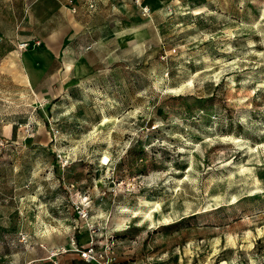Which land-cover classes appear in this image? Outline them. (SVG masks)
Masks as SVG:
<instances>
[{
	"label": "rangeland",
	"instance_id": "rangeland-1",
	"mask_svg": "<svg viewBox=\"0 0 264 264\" xmlns=\"http://www.w3.org/2000/svg\"><path fill=\"white\" fill-rule=\"evenodd\" d=\"M0 264H264V0H0Z\"/></svg>",
	"mask_w": 264,
	"mask_h": 264
},
{
	"label": "crops",
	"instance_id": "crops-1",
	"mask_svg": "<svg viewBox=\"0 0 264 264\" xmlns=\"http://www.w3.org/2000/svg\"><path fill=\"white\" fill-rule=\"evenodd\" d=\"M70 34V24L63 18L60 19L59 26L53 28L49 33H46L44 40L46 41V47L40 53L30 55V62L33 66L39 67L40 71L44 72L48 70L54 63V50L61 47ZM54 49V50H53ZM39 64V66H37ZM78 66V68H77ZM75 65L78 73H85L89 68V63L85 59ZM68 73L65 72V77H68Z\"/></svg>",
	"mask_w": 264,
	"mask_h": 264
},
{
	"label": "built area",
	"instance_id": "built-area-1",
	"mask_svg": "<svg viewBox=\"0 0 264 264\" xmlns=\"http://www.w3.org/2000/svg\"><path fill=\"white\" fill-rule=\"evenodd\" d=\"M31 45H38V46H40L41 45V42L40 41H27V40H22V41H18L17 48L20 51H26L27 49L30 48ZM95 256H96V253H95V249L93 247H90V248H88L87 250H85L83 252V257L87 261H89V262H94L95 259H96Z\"/></svg>",
	"mask_w": 264,
	"mask_h": 264
},
{
	"label": "trees",
	"instance_id": "trees-1",
	"mask_svg": "<svg viewBox=\"0 0 264 264\" xmlns=\"http://www.w3.org/2000/svg\"><path fill=\"white\" fill-rule=\"evenodd\" d=\"M59 168L58 167H54V171L58 172Z\"/></svg>",
	"mask_w": 264,
	"mask_h": 264
}]
</instances>
